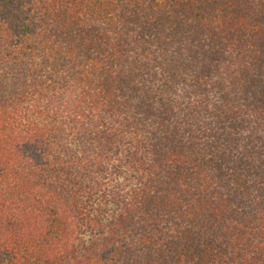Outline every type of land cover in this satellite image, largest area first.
I'll return each instance as SVG.
<instances>
[{"label":"trees","instance_id":"obj_1","mask_svg":"<svg viewBox=\"0 0 264 264\" xmlns=\"http://www.w3.org/2000/svg\"><path fill=\"white\" fill-rule=\"evenodd\" d=\"M0 264H264V0H0Z\"/></svg>","mask_w":264,"mask_h":264}]
</instances>
